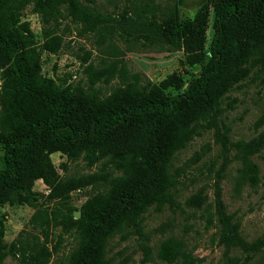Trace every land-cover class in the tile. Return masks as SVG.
<instances>
[{"label": "rangeland", "instance_id": "obj_1", "mask_svg": "<svg viewBox=\"0 0 264 264\" xmlns=\"http://www.w3.org/2000/svg\"><path fill=\"white\" fill-rule=\"evenodd\" d=\"M82 8L90 5L103 17L96 24L73 21L70 16L43 22L28 4L20 23H28L32 48L37 54L36 78L60 89H81L95 101L128 104L141 101L158 91L165 96L179 93L203 72L211 38L210 11L216 0H78ZM88 8V7H87ZM162 29L148 23L153 20ZM200 26L198 38L186 40L180 33L186 24ZM264 50L255 43L243 49L239 44L225 69L219 97L221 121L231 142L264 139ZM0 57V132L7 133L24 120L39 117L44 110L29 100L18 110L2 92ZM167 82L168 87L161 84ZM126 86L135 91L120 95ZM155 88L158 90H155ZM158 93V94H161ZM211 115L206 107L205 118ZM222 131V125L218 122ZM138 139L118 135L105 147L103 158L91 166L81 153L58 149L50 160L61 183L74 188L51 195L40 179L34 181L35 194L29 203L10 205L0 200V221L7 256L3 264H69L77 246L71 234L60 227L47 236L31 220L38 211L70 215L91 223L125 191L137 173L140 153ZM75 147V146H73ZM132 150L131 161L119 152ZM76 150V148H74ZM4 147L0 143V168ZM235 150L227 155L215 139V128L196 136L172 160L173 177L169 193L172 201L143 212L142 239L124 229L104 244L110 264H264V144L252 157L258 166L256 184L241 175ZM221 189L224 212L239 225V236L246 246L224 248L218 244L219 224L215 210V186ZM128 190V191H127ZM51 195V198H50ZM60 236V237H59Z\"/></svg>", "mask_w": 264, "mask_h": 264}, {"label": "trees", "instance_id": "obj_2", "mask_svg": "<svg viewBox=\"0 0 264 264\" xmlns=\"http://www.w3.org/2000/svg\"><path fill=\"white\" fill-rule=\"evenodd\" d=\"M94 1L89 0V3ZM28 4L33 5V12L43 22L70 16L76 22H91V28L96 29L90 14L103 21L90 5L82 8L78 0H0V57L6 60L1 67V90L18 110L29 100L37 102L44 110L41 116L26 119L7 133L0 132V143L4 147L0 200L10 205L29 203L35 195L32 185L40 179L50 188L51 195L58 196L73 189L71 183L60 182L49 157L60 148L70 155L83 152L82 159L91 166L103 158L105 147L119 134L139 141L140 162L137 173L130 178V190L103 209L91 223L47 211L36 212L31 220L45 236L60 227L62 234L76 238L77 246L68 258L69 264H110L104 244L124 229L142 239L141 246L147 254L149 247L143 232L142 214L151 204L161 207L171 203L173 158L210 128H215V139L222 145L224 155L235 150L234 157L240 162L242 177L256 184L258 166L252 157L261 151L264 139L256 136L247 141L231 142L221 121L218 99L224 92L222 75L236 46L239 44L244 49L255 43L264 50V0H216L209 14L211 38L201 75L179 93L165 96L155 88L161 94L128 104L101 103L79 88L60 89L36 78L38 61L32 48V34L28 23H20L21 12ZM146 20L162 29L171 22L166 19L158 24L154 17ZM201 31L199 25L193 27L188 23L180 33L189 40L198 38ZM161 86L167 88L168 84L165 81ZM132 91L135 88L126 86L120 95ZM206 107L211 110L208 118L204 116ZM129 149L119 153L131 161L134 152ZM215 210L219 224L218 244L224 248L246 246L239 236V225L224 212L219 184L215 186ZM3 236L0 221V264L7 256Z\"/></svg>", "mask_w": 264, "mask_h": 264}]
</instances>
